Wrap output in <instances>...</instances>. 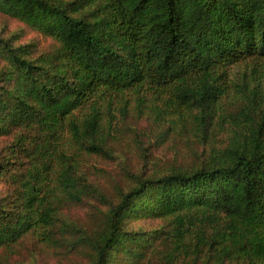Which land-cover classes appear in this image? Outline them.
I'll return each mask as SVG.
<instances>
[{"label": "trees", "instance_id": "1", "mask_svg": "<svg viewBox=\"0 0 264 264\" xmlns=\"http://www.w3.org/2000/svg\"><path fill=\"white\" fill-rule=\"evenodd\" d=\"M11 22L52 42L38 52L0 39V178L12 186L0 196V264L36 251L89 264H264V86L221 102L231 65L264 61V0H0V26ZM128 96L154 112L152 132L134 134L140 160L154 146L173 156L161 171L125 170L135 184L88 225L59 222L106 198L59 149L109 157L102 108ZM139 219L162 228L126 229Z\"/></svg>", "mask_w": 264, "mask_h": 264}, {"label": "rangeland", "instance_id": "2", "mask_svg": "<svg viewBox=\"0 0 264 264\" xmlns=\"http://www.w3.org/2000/svg\"><path fill=\"white\" fill-rule=\"evenodd\" d=\"M60 1L72 2L74 0ZM0 39L7 40L14 47L25 46L31 43L35 44L36 51L38 52L48 48L52 42L50 39L37 35L30 30H25L24 26L18 22H11L6 27L0 26ZM2 67L7 68V64L0 59V68ZM223 83H225L227 88V94L221 102L224 105H229L234 98L248 95L258 85L264 86V61L247 60L231 65L226 71ZM153 117L154 112L151 109L150 103H145L141 106L140 103L136 102L134 97L128 96L124 100H117L112 105L102 108V124L105 131L109 130V125L112 128V139H108L107 142L109 151L111 150L109 157L90 155L84 150L83 146H76L68 141L64 142L65 146H62L59 151L66 148L69 157L74 154L70 158L72 159L70 164H72V161L75 164L74 177L86 178L87 182L90 185H96L106 198L104 200L89 198L81 205L60 211L57 215L59 222L66 221L78 227H84L88 225L91 214L101 217L102 213L109 212L112 207L117 205L119 201L118 191L121 189L125 190L133 183V180L131 182L127 180V171L133 174L137 173V175L148 171L150 173L161 171L156 170L160 165L155 166V163H160L158 161H165L166 158H171L175 151L170 149V147L167 150L162 148L166 155L164 156L162 149H155L156 146H154L149 149L146 161L140 160L139 157L141 155L134 138V134L142 137L143 133L152 132L151 122L153 121ZM180 128L178 126V129ZM65 137L66 139L69 137L67 131L64 135ZM210 138L211 143L221 145L225 139V133L215 129L211 132ZM140 143L142 144L141 140ZM2 147L0 146V154H3ZM146 148L148 149L147 146ZM58 169L59 167H56L54 171L56 172ZM135 182L136 179L133 184ZM11 191L12 186L8 184L6 177L0 178V196L6 197ZM125 227L126 229H142L145 231L152 229L160 230L162 228L159 224H148L145 219L128 221L125 223ZM34 253L37 255L36 259L29 261L21 260L19 264H89L87 260L80 256L72 258V256H63V254H52L49 251H36ZM202 260L203 264H216L207 255H203Z\"/></svg>", "mask_w": 264, "mask_h": 264}]
</instances>
